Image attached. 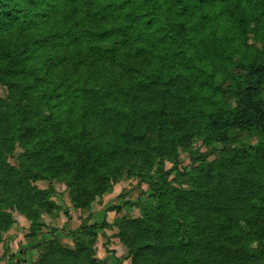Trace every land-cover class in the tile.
Segmentation results:
<instances>
[{"label":"trees","instance_id":"1","mask_svg":"<svg viewBox=\"0 0 264 264\" xmlns=\"http://www.w3.org/2000/svg\"><path fill=\"white\" fill-rule=\"evenodd\" d=\"M253 32L264 36V0H0V245L15 225L7 207L38 231L57 211L9 163L17 148L36 179L66 184L86 211L124 176L192 149L182 122L196 120L232 156L193 158L205 167L190 190L162 186L170 171L147 178L153 205L120 220L118 239L131 264H264V55ZM235 131L263 141L247 146ZM87 233L74 249L47 243L36 264H104Z\"/></svg>","mask_w":264,"mask_h":264},{"label":"rangeland","instance_id":"2","mask_svg":"<svg viewBox=\"0 0 264 264\" xmlns=\"http://www.w3.org/2000/svg\"><path fill=\"white\" fill-rule=\"evenodd\" d=\"M247 42L264 55L262 33H249ZM234 73L242 74L240 71ZM0 98L8 99V91L3 86H0ZM228 104L231 107L233 102L228 100ZM182 124L193 131L195 145L192 149L181 151L178 160L174 163L166 162L160 165L157 161L153 168L147 169L144 174L140 173L137 178L129 179L124 176L113 184L111 191L104 198L98 199L86 211L75 208L71 191L66 184L36 179L23 163L24 151L17 148L14 155L8 158L9 163L18 169L24 178L33 182V186L43 191H50L57 211L54 218L42 219L44 229L38 231L17 210L7 207L15 225L4 235V245L0 246V264H36L47 243L54 240L64 248L74 249L78 243L89 240L85 235L86 232L95 234L93 244L99 261L104 264H131L127 250L118 239L117 225L125 217L141 218L142 212L153 205V192L146 179L150 178V181L156 182L163 172L170 171L171 175L166 177L162 186L180 191L190 190V181L195 177L196 167H205L199 163V165L192 164L193 158L203 156L208 158L207 163H211L216 159L232 156L223 152L222 147L215 142H210L204 126L196 120L184 121ZM234 135L239 143L247 146L256 147L263 141L259 134L250 136L242 131H235ZM229 148L233 147L230 145ZM83 160L84 155L81 156V161ZM31 232H34L36 238L28 236ZM253 247L256 248L255 245Z\"/></svg>","mask_w":264,"mask_h":264},{"label":"crops","instance_id":"3","mask_svg":"<svg viewBox=\"0 0 264 264\" xmlns=\"http://www.w3.org/2000/svg\"><path fill=\"white\" fill-rule=\"evenodd\" d=\"M4 245V243L3 244H1L0 246L2 247ZM2 249V248H1ZM4 251V250H3Z\"/></svg>","mask_w":264,"mask_h":264}]
</instances>
